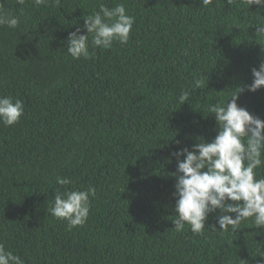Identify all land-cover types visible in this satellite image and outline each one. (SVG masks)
Wrapping results in <instances>:
<instances>
[{
	"label": "trees",
	"instance_id": "trees-1",
	"mask_svg": "<svg viewBox=\"0 0 264 264\" xmlns=\"http://www.w3.org/2000/svg\"><path fill=\"white\" fill-rule=\"evenodd\" d=\"M0 2L20 19L16 28L0 26V95L24 103L18 123L0 124L7 250L25 264H264V229L252 218L222 231L212 213L200 234L188 224L178 232L171 221L173 152L211 140L209 108L252 82L251 69L264 60V36L255 32L264 9L245 0ZM120 3L135 17L129 41L73 59L69 32L100 4ZM238 104L264 119V86ZM261 160L257 178L264 150ZM57 176L72 183L59 185ZM89 186L96 194L82 226L69 229L47 212L57 191Z\"/></svg>",
	"mask_w": 264,
	"mask_h": 264
},
{
	"label": "clouds",
	"instance_id": "clouds-1",
	"mask_svg": "<svg viewBox=\"0 0 264 264\" xmlns=\"http://www.w3.org/2000/svg\"><path fill=\"white\" fill-rule=\"evenodd\" d=\"M227 2L231 5L234 0ZM16 3L24 5L25 0H16ZM55 3L59 4L60 0H55ZM211 3L212 0H201L203 6ZM245 3L249 7L256 5L264 9V0H245ZM33 4L47 6L49 0H33ZM83 20V25L69 32L65 41L67 53L73 59H89L96 48L110 49L114 42L126 44L135 23V17L127 13L123 3L112 8L100 4L97 11L83 16ZM19 23V17L6 12L0 2V26L16 28ZM255 32L264 36V24L255 26ZM251 73L253 80L250 84L230 93L226 103L213 104L209 108L216 121V135L211 140L194 143L191 148L178 147L173 152L177 161L173 172L176 180L174 211L177 215L171 221L178 232L188 224L193 233H202L212 213H217L216 222L222 231H236L241 222L249 218L253 219L256 228L264 229V177L257 178L255 171L262 164L264 119L238 104L240 94L256 92L264 86V60L258 67H253ZM200 86L199 79L191 85L194 89ZM188 97L189 92L182 91L179 100L183 104ZM23 114L21 99L0 95V124L7 127L18 123ZM176 143L179 145L180 141ZM56 183L63 186L72 181L57 176ZM95 194L93 186L63 193L57 191L47 212L57 219L66 220L69 229L82 226L90 212V197H95ZM0 264L25 262L0 243Z\"/></svg>",
	"mask_w": 264,
	"mask_h": 264
}]
</instances>
